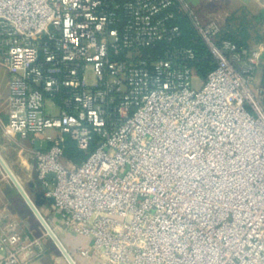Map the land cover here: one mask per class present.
Wrapping results in <instances>:
<instances>
[{
	"label": "built area",
	"instance_id": "built-area-1",
	"mask_svg": "<svg viewBox=\"0 0 264 264\" xmlns=\"http://www.w3.org/2000/svg\"><path fill=\"white\" fill-rule=\"evenodd\" d=\"M180 17L216 62L206 78ZM222 32L189 0H0L1 129L48 141L28 151L90 264H264V48ZM44 238L2 237L0 264Z\"/></svg>",
	"mask_w": 264,
	"mask_h": 264
},
{
	"label": "crops",
	"instance_id": "crops-1",
	"mask_svg": "<svg viewBox=\"0 0 264 264\" xmlns=\"http://www.w3.org/2000/svg\"><path fill=\"white\" fill-rule=\"evenodd\" d=\"M189 1L199 11L204 21L216 18L224 26L223 22L226 17L228 20L230 17L236 15L242 16L243 19L247 17V21L259 23L260 26L264 27V0ZM9 87L10 73L7 67L0 61V155L12 169L33 201H35L36 193L44 188L37 177L35 159L28 149L31 147L39 148L36 145L37 141L32 142L30 139L22 138L18 141H12L8 139L1 129V123H5L8 120ZM22 145H24V149ZM3 169L0 163V239L8 236L13 231H17L24 240L45 234L43 232L45 228L38 216L29 206L13 181L11 179V182L8 181L6 177L8 174L5 175ZM32 182L36 184L35 188L31 185ZM38 208L77 263L90 264L88 260L76 253L77 245L86 244L89 239L81 235H74L63 229H57L55 226L53 203L49 199L38 205ZM50 240L44 239L46 251L41 256L33 259L30 264H66L63 259L64 257L55 252L52 240ZM2 245L0 241V258L7 252V248L2 247Z\"/></svg>",
	"mask_w": 264,
	"mask_h": 264
},
{
	"label": "trees",
	"instance_id": "trees-1",
	"mask_svg": "<svg viewBox=\"0 0 264 264\" xmlns=\"http://www.w3.org/2000/svg\"><path fill=\"white\" fill-rule=\"evenodd\" d=\"M236 16L230 17L223 26L222 37H227L239 44L249 46L251 39L250 24L253 21H247V17ZM177 22L183 29L181 41L192 46L197 55L196 69L202 78H206L208 72L216 66L215 60L210 55V51L203 40L196 34L190 22L185 17L178 18ZM254 23V22H253ZM89 152L79 149L71 138H67L65 147V156L68 160L81 162L88 156Z\"/></svg>",
	"mask_w": 264,
	"mask_h": 264
},
{
	"label": "water",
	"instance_id": "water-1",
	"mask_svg": "<svg viewBox=\"0 0 264 264\" xmlns=\"http://www.w3.org/2000/svg\"><path fill=\"white\" fill-rule=\"evenodd\" d=\"M37 147L42 148V149H47L48 148V141L47 140H42V141H37L36 143ZM0 163L3 166L4 170L7 172L8 176L10 179L13 181L17 189L20 191V193L23 195V197L26 199L27 203L29 206L33 209V211L36 213L38 216L40 222L42 223L43 227L47 231L48 235L50 236L53 246L55 248V252L58 255H63L70 264H78L77 261L74 259V257L71 255L69 250L66 248V246L63 244L57 233L54 231L52 226L49 224V222L46 220V218L43 216V214L40 212L38 205L49 199L51 202H53L52 197H46L44 189H40L36 193V200L33 201V199L30 197L29 193L27 190L24 188L22 183L19 181L17 176L14 174L12 169L9 167V165L6 163V161L3 159V157L0 155ZM48 177L51 179L53 177V174H49ZM33 188H35L36 184L31 183Z\"/></svg>",
	"mask_w": 264,
	"mask_h": 264
},
{
	"label": "rangeland",
	"instance_id": "rangeland-1",
	"mask_svg": "<svg viewBox=\"0 0 264 264\" xmlns=\"http://www.w3.org/2000/svg\"><path fill=\"white\" fill-rule=\"evenodd\" d=\"M226 20H227V17L224 19L223 24L226 23ZM250 25H251L250 26L251 39H250L249 47H251V48H258V47L264 48V27L260 26L259 23H255V22L254 23L252 22V24H250ZM201 80H202V78H201ZM3 171H4L5 175H7V173L5 172L4 169H3ZM6 177H7L8 181L11 182L9 176L7 175ZM43 232L45 233L44 239H47L49 241L51 239L50 236L48 235V233L45 230H43ZM61 256L64 257L63 255H61ZM63 259L66 262V264H70L65 257Z\"/></svg>",
	"mask_w": 264,
	"mask_h": 264
}]
</instances>
